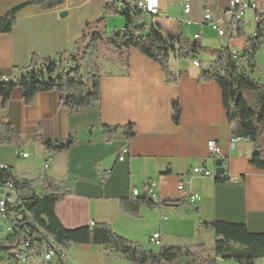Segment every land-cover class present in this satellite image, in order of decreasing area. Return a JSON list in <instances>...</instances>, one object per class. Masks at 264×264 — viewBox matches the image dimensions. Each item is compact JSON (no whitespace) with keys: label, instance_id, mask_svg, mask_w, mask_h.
Returning a JSON list of instances; mask_svg holds the SVG:
<instances>
[{"label":"crops","instance_id":"obj_1","mask_svg":"<svg viewBox=\"0 0 264 264\" xmlns=\"http://www.w3.org/2000/svg\"><path fill=\"white\" fill-rule=\"evenodd\" d=\"M31 1L0 0V17L24 5L16 12L11 31L0 33V82L19 80L27 72L33 55L53 60L67 55L81 38L83 29L97 22L107 5H114L118 10L122 0H64L60 6L46 11L28 4ZM228 1L158 0L161 16L144 17V34L155 26L165 36L197 40L203 47L213 46L209 43L215 40L212 36H216L218 41L223 40L219 49H235L240 54L247 39L255 33V29L251 31L248 26H254L257 20L254 13H246L240 20L246 37H237L232 20L222 16ZM184 4L189 6L188 14L183 13ZM205 12L224 31L223 36L219 37L204 21ZM124 25L123 18L108 15L105 34L110 36ZM195 35H199L198 39H193ZM261 56L264 58V46L256 57L258 69L250 76L264 86ZM206 57L205 63L196 57L199 67H194L190 61L188 66L179 64L172 69L171 61L177 58L171 55L170 71L185 73L173 84L166 82L156 63L135 50H130L127 68L118 62L108 63L103 56L99 104L73 114L66 110L61 93H38L33 103L25 106L21 93L14 89L4 108L0 97V120L8 123L16 135L15 142L0 144V165L23 180L46 176L62 184L66 195L55 205L54 215L65 230L102 224L144 250L149 247V237L154 233L160 236L159 246H170L169 240L176 238L190 241L200 238L203 232L198 231L200 221L239 223L250 233H264V171L249 163L253 145L231 135L236 123H227L217 83L199 77L215 62L210 56ZM104 59L105 65L102 64ZM174 101L181 110L178 125L171 120ZM130 123L135 131L130 140L117 136L109 143L103 142V127ZM70 135H74L77 142L61 154L46 153L38 142L40 137L54 141L65 140ZM232 138L237 141L231 142ZM209 141H214L218 147V158L223 160L221 169L230 179L227 182L213 181L217 167L216 158L207 153ZM48 158V168L42 172L43 161ZM201 163L211 177L189 174ZM179 181L184 185L181 192L176 189ZM148 183L154 185L156 203L175 199L188 201V195L194 198L187 206L141 208L138 218L123 213L119 200L132 196L133 189L137 190L138 197H145L143 187ZM33 191L39 194L40 186L33 187ZM193 245L203 244L188 246ZM79 247L104 250L99 246ZM70 248H64L65 253ZM212 248L213 245L209 248L211 253ZM0 252L5 256L0 258V264H4L7 251L2 248ZM104 252L108 254L102 256V264H129L109 251ZM66 255L68 261L83 264ZM202 256L212 257L205 247ZM257 264H264V259Z\"/></svg>","mask_w":264,"mask_h":264},{"label":"trees","instance_id":"obj_2","mask_svg":"<svg viewBox=\"0 0 264 264\" xmlns=\"http://www.w3.org/2000/svg\"><path fill=\"white\" fill-rule=\"evenodd\" d=\"M64 0H33L28 4L41 10H51ZM204 2L208 0H203ZM24 6V5H23ZM23 6L14 8L5 16L0 17V33H9L15 23V14ZM117 10L114 5H107L103 15L93 25L83 29L81 38L74 44L73 50L56 60L39 59L33 55L27 72L14 83L0 82L2 108L6 107L14 89L21 93L25 106H30L38 93L58 92L64 95V106L68 113L73 114L99 104L101 96V67L99 53L101 47L114 52V60L128 67L130 50H135L148 60L156 63L167 83L175 84L184 76V72L173 74L169 69L170 56L178 60L196 61L198 54H205L215 62L202 71L201 79H212L222 93L223 107L229 125L236 123L231 135L245 139L254 147L249 163L264 171V86L254 80L250 74L258 69L256 57L264 46V14L259 16L254 35L247 39L244 50L238 59L231 56V49H213L203 47L197 40L180 37H168L151 26L146 34L144 17L140 10H131L122 3ZM108 15L123 18L125 25L107 36L105 34V17ZM236 36L246 37L244 24L232 21ZM102 31L104 35L99 33ZM171 120L178 125L180 106L177 101L172 103ZM135 135L133 124L103 127L101 138L109 143L117 136L130 140ZM16 140L12 127L0 120V144L9 145ZM43 150L51 155L61 154L76 144L77 139L70 135L65 140H44L38 138ZM0 180L9 181L11 187L19 194L13 210L20 214L17 219L18 233L39 230L43 239L50 236L55 243L63 248L79 246H99L111 252L129 264H177L183 259L188 264H216L217 260L233 261L235 264H257L264 259V233H250L243 224L225 221L202 222L198 231H203L214 238L212 257H203V245L162 246L157 252L144 250L129 240L116 235L108 226L94 224L75 230H65L54 215V207L66 195L62 184L50 180L46 176L27 181L16 176L12 170H0ZM230 179L219 173L214 176L215 183H224ZM40 186L41 192L36 194L33 187ZM20 203V204H19ZM18 204V205H17ZM121 210L126 215L138 218L141 208L153 209L161 205H189L184 199L164 200L160 203L147 197H127L119 200ZM13 235L0 239V249H7Z\"/></svg>","mask_w":264,"mask_h":264},{"label":"built area","instance_id":"obj_3","mask_svg":"<svg viewBox=\"0 0 264 264\" xmlns=\"http://www.w3.org/2000/svg\"><path fill=\"white\" fill-rule=\"evenodd\" d=\"M126 3L129 9L139 10V6H146L149 9H159L158 0H122V3ZM189 6L183 5V13L188 14ZM254 13L256 20L258 21L259 16L264 14V0H258L250 2L247 0H229L227 3L226 10L223 13V17H228L232 21H240L246 13ZM204 21L209 23L211 28L217 32L218 36L221 37L224 31L221 30L217 24L211 18L208 12L204 14ZM199 35H195L194 39H198ZM234 54H237L235 49ZM194 67H199L197 61H193ZM237 138H232L231 142H236ZM207 153L211 158L219 157V150L214 141L207 143ZM21 157L26 158L27 154H20ZM122 158H119L121 160ZM50 158L43 161L42 172L48 168ZM0 170H7V167L0 165ZM190 175L200 177H211L212 174L207 170L204 164H199L193 167L189 171ZM154 185L148 183L143 187L145 196L153 201H156V196L153 191ZM177 191H183L184 185L182 181L178 182L176 187ZM133 197H138L136 189L131 191ZM19 194L16 191H10V182L0 180V216L9 222L7 227V235H13L10 243L6 244L7 248V261L4 264H75L72 261H68V257L65 253V249L55 243V240L50 236V239H43V235L39 234V230L29 233L26 230L25 233H18L19 228L17 227V219H21L20 214L15 213L13 207L18 201ZM194 197L188 195V201L193 200ZM18 203V202H17ZM20 204V203H19ZM18 205V204H17ZM92 226V224H91ZM149 243L152 245H160V236L158 233H154L149 237Z\"/></svg>","mask_w":264,"mask_h":264},{"label":"rangeland","instance_id":"obj_4","mask_svg":"<svg viewBox=\"0 0 264 264\" xmlns=\"http://www.w3.org/2000/svg\"><path fill=\"white\" fill-rule=\"evenodd\" d=\"M145 18L147 19V16H145ZM264 19V18H263ZM258 22V21H257ZM257 22L255 23V25L252 27H249L248 26V29H251V31H253L256 27V24ZM99 33H101L102 35H104V33L102 31H100ZM214 35V34H213ZM215 38L214 41H212V43H209L210 45H213V46H206L208 48H213V49H219L218 47L221 46L223 40L220 39V41L217 40V37L216 36H212ZM200 43V42H199ZM99 63H100V60L104 57H106L105 59L107 60H102V64L105 65L104 61L106 62H116L114 60L115 58V55H114V52L112 50H107L106 48H103L101 47V50H100V53H99ZM207 55L205 54H198L197 57L199 58L200 62L201 63H205L207 62ZM260 61H261V69L264 73V58L263 56L260 57ZM188 66L190 65V61L189 60H172L171 61V65L170 67L173 69V68H178V66ZM100 67H101V71L103 70V67L100 63ZM8 224L9 222L7 220H5L4 218H2L0 216V239H5L7 237V227H8ZM169 242H171V245L170 246H188L190 244H198V243H201L204 245L205 247V250L209 253V255L213 256V254L210 252L209 248L213 245V236L211 235H207L205 234L204 232H202V235L200 238H195L193 239L192 241L188 240V239H185V238H176V239H171V241L169 240ZM162 246H159V245H152L149 243V247H146L147 250H152L154 252H157ZM69 256V258H73L75 260H80L81 263L83 264H102V256L108 254V252H104L103 249H94V248H89V249H86V250H81L80 247H71L69 249L68 252H66ZM0 258H5V256L0 252ZM68 264V262H67ZM177 264H188V260L187 259H183L181 262L177 263ZM219 264H235L233 261H222V260H219Z\"/></svg>","mask_w":264,"mask_h":264},{"label":"bare ground","instance_id":"obj_5","mask_svg":"<svg viewBox=\"0 0 264 264\" xmlns=\"http://www.w3.org/2000/svg\"><path fill=\"white\" fill-rule=\"evenodd\" d=\"M139 10L144 12L145 14L151 16V17H159L161 16L160 15V12H159V9H149V7H146V6H139ZM194 39V37H193ZM231 56L234 58V59H238V55L237 54H234V51L231 50ZM217 159V158H216ZM219 159V158H218ZM10 191H15L11 185H10ZM146 197V196H145ZM189 202V201H188ZM43 235V233H42ZM47 239V238H46ZM50 239V238H48Z\"/></svg>","mask_w":264,"mask_h":264},{"label":"water","instance_id":"obj_6","mask_svg":"<svg viewBox=\"0 0 264 264\" xmlns=\"http://www.w3.org/2000/svg\"><path fill=\"white\" fill-rule=\"evenodd\" d=\"M223 165V160L221 158L215 160V166L217 167L215 175L219 173H223L221 167Z\"/></svg>","mask_w":264,"mask_h":264}]
</instances>
